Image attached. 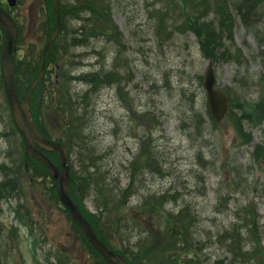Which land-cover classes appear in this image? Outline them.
<instances>
[{
	"label": "rangeland",
	"instance_id": "374dc122",
	"mask_svg": "<svg viewBox=\"0 0 264 264\" xmlns=\"http://www.w3.org/2000/svg\"><path fill=\"white\" fill-rule=\"evenodd\" d=\"M46 2L49 1L20 0L19 7L14 9V15L22 28L17 56L26 54L27 44L42 46L45 35L39 30L41 20L38 15L42 9L45 14L48 13ZM169 2L173 0H111L112 18L123 35L124 44L123 50L118 52L121 67L116 72L124 78L120 85L114 83L92 94L91 120L85 131L94 139L101 153L105 154L103 165L112 167L111 173L119 177L122 186L128 182V163L138 153L142 138L150 132L165 175H146V190L157 193L180 192L182 198L172 202L171 206L179 210L188 203L200 215L195 230L201 233L198 237L202 241H209L202 255L209 262L222 259V264H231V254L225 249L226 239L222 233L233 226H239L242 230L235 214L238 208L245 206L257 212L254 215L255 222L259 228L258 236L264 245V158L260 156L261 152L259 157L256 155L257 146L264 145V118L257 125L256 121L254 123L243 118L241 111L243 106L249 108L248 105L251 106L259 99L258 80L264 78V58H261L264 49L259 53L254 35L246 31L235 12L234 38L224 40L230 58L214 61V71L218 87L230 91L231 96L243 103L230 108L233 115L229 116V111L218 128L214 129L210 120L214 118L210 113V119L207 115L208 98L203 86L209 59L203 55L197 36L192 31L187 34L175 33L170 38L157 33V13L165 11ZM171 9L173 16L180 13L179 7L171 6ZM211 19L214 18L210 14L207 20ZM167 24L170 27L171 20H167ZM76 26V21L70 22V27ZM166 30L165 27L164 32ZM100 40L96 41L95 48L113 55L103 60L98 54H90L93 53L92 47L82 51L77 49L76 53L83 54L76 60L78 70H100L102 67L105 71L111 69V58L116 56V49ZM238 49L245 56L246 61L242 64L230 60ZM1 83L0 77V164L5 163L4 169H9L20 142ZM83 89L82 84H77L74 90ZM194 110L204 120L202 137L192 136ZM137 116L142 119L138 124L132 120ZM233 118L237 119V124L239 122L248 135L243 141L238 136ZM47 129L53 131L49 125ZM59 134L57 132L54 136ZM71 161L76 166L74 153L71 154ZM235 169L240 174L236 178ZM22 186L25 203L21 208L22 214L34 220L41 216L38 214V205L45 203L44 198H40L45 188L28 181ZM139 203L140 200L133 197L126 212L129 210L132 215H136L137 210L141 211ZM5 207L7 218L15 219L12 213L16 207L14 198L7 201ZM48 208L46 220L40 218V223L47 227L45 232L57 245L55 254L57 250L66 252L73 264H105L104 259L93 251L85 236L69 220L67 212L56 203L54 208L51 205ZM82 209L89 215L97 212L91 198L84 199ZM17 218L21 222L19 216ZM145 219L149 228L152 227V221L159 227L164 225L159 214H147ZM32 232L39 238V243L33 245L34 242L25 236V232H18L25 239L19 246L16 244V251L8 255L6 264H47L46 258L42 260L43 254L39 248L44 245L48 246L47 251L52 248L48 242H44L45 239L37 230ZM226 232L229 235V231ZM236 264H245V261L237 258Z\"/></svg>",
	"mask_w": 264,
	"mask_h": 264
},
{
	"label": "trees",
	"instance_id": "16d2710c",
	"mask_svg": "<svg viewBox=\"0 0 264 264\" xmlns=\"http://www.w3.org/2000/svg\"><path fill=\"white\" fill-rule=\"evenodd\" d=\"M49 1L50 13L42 25L43 31L48 34L45 42L40 47L31 44L27 47L25 55L17 56V52L15 53L17 88L22 98L27 95L41 67L44 46L56 23L52 0ZM59 1L61 28L48 51L45 73L32 93L30 107L39 129L48 137L65 144L69 154H75L76 166L73 165L72 169L78 170L73 171L72 198L81 207L85 198L92 199L97 212L94 215L85 213L87 219L96 229L100 239L116 251L126 254L132 264H222V259L209 262L202 255L209 241H202L198 237L201 233L195 230L200 222L198 212L188 203L179 210L178 207L171 206L172 202L182 198L180 192L157 193L146 190L147 187L144 186L146 175L152 173L165 175L150 132L142 138L138 153L128 163V182L124 186L121 185L119 177L111 173L112 167L103 165L105 154L101 153L85 128L90 125L92 94L101 88L113 86L114 83L120 85L123 81L124 77L116 72L121 67L118 52L124 47L123 35L113 21L111 0ZM171 6L180 9L176 17L172 15ZM235 12L246 31L254 35L259 53H262L264 0H173L168 3L165 11L160 10L157 13L159 20L155 27L157 33L164 34L166 38L175 33L187 34L192 31L197 36L200 49L207 59L212 58L215 62L219 59L228 60L230 52L224 40L234 38ZM210 14L214 19L207 20ZM167 20H171L170 27ZM71 21H76L78 26L70 27ZM99 40L116 49L117 54L111 69L105 71L102 67L100 70H78L75 66L78 62L76 60L83 54L76 53L77 49L82 51L92 47L93 53L90 54H98L103 60H108L109 55H113L111 52L95 48L96 41ZM261 58H264V55ZM230 60L238 64L244 63L245 56L242 50L238 49ZM77 84H82L84 89L75 91ZM258 86L260 90L258 101L251 106L248 105L249 108L243 106L241 110L243 118L256 121L257 125L264 118L263 77L259 78ZM119 90L123 94V90L120 88ZM229 94L231 108L243 103L231 96L230 91ZM207 115L210 119L208 111ZM230 115H233L232 111ZM132 120L138 124L142 119L137 116ZM210 120L212 127L218 128L215 121L212 118ZM233 120L238 128V136L243 141L248 135L242 125L239 122L237 124V119ZM193 121L195 126L192 129V136L202 137L205 129L204 120L195 110ZM47 125L53 131H49ZM57 132L60 134L54 136ZM257 148L256 155L259 157L261 152L260 156L264 158V145ZM47 153L53 161L59 163V156L55 151ZM34 162L45 169L40 162L35 160ZM20 169H26L25 162L20 165ZM234 174L235 178L240 176L238 169L234 170ZM133 197L140 200L141 211L137 210L136 215H132L129 210L126 212ZM147 214H159L164 225L159 227L152 221V227H147L145 224ZM235 214L242 230L239 226H233L222 233V237L226 239L225 249L231 254L229 262L236 264L237 258H243L245 264H264V247L260 243L259 228L254 217L257 212L244 206L238 208ZM136 229H141V233L135 234ZM226 231H229V235H226ZM104 263L107 264L105 260Z\"/></svg>",
	"mask_w": 264,
	"mask_h": 264
},
{
	"label": "water",
	"instance_id": "95a60500",
	"mask_svg": "<svg viewBox=\"0 0 264 264\" xmlns=\"http://www.w3.org/2000/svg\"><path fill=\"white\" fill-rule=\"evenodd\" d=\"M11 6L17 4V0H8ZM57 15V25L50 37L46 49L43 53L42 67L33 81L30 90L24 100L20 98L16 88V63L13 57V50L16 45L19 29L12 16L0 7V28L5 34V42L1 54V71L8 99L10 112L16 128L22 135L27 153L36 158L48 169L55 178H59L58 195L67 208L70 209L74 221L86 233L91 245L108 261L109 264H130L123 255L115 253L104 242H102L92 227V225L83 217L80 208L73 202L70 197V166L67 164L68 154L65 146L56 141H51L45 137L36 127L32 113L29 107L30 95L35 88L40 76L43 74L45 66L46 53L58 34L60 28L59 2L53 0ZM203 84L208 95L209 111L220 123L225 117L229 108L228 93L216 86V78L214 74L213 60L208 63L207 70L204 75ZM37 145L47 149L59 152L62 164V171L57 167L51 159L41 151Z\"/></svg>",
	"mask_w": 264,
	"mask_h": 264
},
{
	"label": "flooded vegetation",
	"instance_id": "af4514ba",
	"mask_svg": "<svg viewBox=\"0 0 264 264\" xmlns=\"http://www.w3.org/2000/svg\"><path fill=\"white\" fill-rule=\"evenodd\" d=\"M0 5L8 8L10 11L13 10V8L7 6L5 0H0ZM34 173H38L41 177H30L31 182H33L34 179H36L35 183H38L41 179L44 180L43 184L45 189H43L44 193L40 194V198H44L45 203L44 205H38V214L42 217L37 216V218L33 220L31 217L23 215L21 208H23L25 204L23 202L24 198L22 192L24 190L22 184L25 183L29 176ZM55 184V179L51 178L46 169H0V264H6L9 257L8 255L16 251V244L18 246L22 244L25 236H27L32 243L34 242L33 245L38 244L36 241L37 237H35L32 232L33 230H37L41 237L45 239L44 242H48V245L52 248L47 251L48 246L45 247V245H41L42 248H39V251L43 254V261L46 258L47 264H54L55 261L57 264H71V258L66 255V252L57 250L56 254L54 253L57 245L53 242L54 239H51V237L45 232L47 227H43L40 223V218L41 220H46L47 218L49 211L48 206L51 205V207L54 208L55 203L59 208L67 212L69 220H72L70 213L63 208L60 202L56 201L54 193ZM12 198H14V201L16 202V207L12 210V213L16 216L15 219L7 218L6 214L7 209L5 204H7V201H10ZM46 204H48V206H45ZM17 216H19V218L24 216V220L19 222L20 220ZM47 226L49 227V223ZM18 232H25V236H19ZM68 236L71 237V234L68 233ZM11 248L13 249L11 250ZM36 250H38V248H36Z\"/></svg>",
	"mask_w": 264,
	"mask_h": 264
},
{
	"label": "bare ground",
	"instance_id": "6f19581e",
	"mask_svg": "<svg viewBox=\"0 0 264 264\" xmlns=\"http://www.w3.org/2000/svg\"><path fill=\"white\" fill-rule=\"evenodd\" d=\"M71 2V1H70ZM69 2V3H70ZM112 60L111 61H113L114 59H115V57L113 56L112 58H111ZM38 75V74H37ZM37 75L34 77V79L33 80H35V78L37 77ZM41 77V76H40ZM40 79L41 78H39V80H38V82L40 81ZM16 82H17V73H16ZM141 233V229H136V232H135V234H140ZM260 243H261V245L264 247V245H263V243H262V239L260 240ZM107 246L109 247V248H112L110 245H108L107 244Z\"/></svg>",
	"mask_w": 264,
	"mask_h": 264
}]
</instances>
